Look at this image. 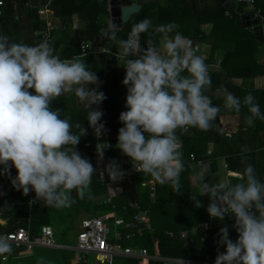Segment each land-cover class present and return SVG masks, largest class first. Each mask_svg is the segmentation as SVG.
<instances>
[{
	"label": "clouds",
	"instance_id": "9594fccd",
	"mask_svg": "<svg viewBox=\"0 0 264 264\" xmlns=\"http://www.w3.org/2000/svg\"><path fill=\"white\" fill-rule=\"evenodd\" d=\"M119 27L110 20L102 29L103 38L118 46L116 56L126 69L123 84L128 110L119 117L124 126L119 129L118 148L137 172L150 175L161 185L170 184L179 193L180 174L185 171L181 136L190 128L210 131L220 112L205 94L211 87L208 67L191 40L175 31L179 25L174 22L155 27L154 33L162 34L158 45L149 31L150 19L134 24L126 40L118 37ZM144 33L149 36L146 48L141 47ZM54 52L47 40L29 46L0 35V174L10 175L14 166L17 175L11 182L17 190L22 189L25 196L34 191L33 203L43 201L61 209L75 203L73 191L80 199L86 195L93 198L90 186L96 169L77 150L87 129L80 123L73 125L70 118L61 119L62 110H53L52 102L74 91L90 109L87 120L99 139L107 131L99 109L107 96L99 90L102 82L85 62L78 57L61 60ZM243 104L251 113L245 118L246 125L252 126L255 118L264 121L251 93ZM224 107L239 112L241 100L229 92ZM96 147L103 158L110 145L98 143ZM106 170L113 182L125 175L116 161ZM239 180L236 184L230 177L203 182L198 194L210 198L207 212L211 218H235L238 237L235 241L230 238L227 225L220 228L218 244L226 251L221 253L218 248L215 264H264V183L247 163ZM191 199L197 208L203 207L197 195ZM12 251L11 240L0 236V255Z\"/></svg>",
	"mask_w": 264,
	"mask_h": 264
},
{
	"label": "crops",
	"instance_id": "0c3cea01",
	"mask_svg": "<svg viewBox=\"0 0 264 264\" xmlns=\"http://www.w3.org/2000/svg\"><path fill=\"white\" fill-rule=\"evenodd\" d=\"M97 1L101 5L103 0ZM108 1L109 0H107L106 2L107 4L105 5V9H107L109 13V9L107 7ZM170 3L171 0H158L155 4H148L142 7L143 9H148V13H146L148 14L147 19L151 20L152 26L157 24L158 21L161 22L162 18L165 17L163 8L165 6L168 7ZM51 4L52 0H27L25 2V5L31 9L36 8L38 11L45 9L50 13L49 17L54 26L52 29H55L56 32H58L56 33L57 36H61L64 38V41L61 44V49L67 48V52L76 49L80 52L79 43H75V46L72 45L73 43L69 45V43L67 44V39H78L80 37L87 38L85 35V19L82 18L79 13L73 12L71 16L67 18V24L61 25V23L64 22L65 19H60L59 16L54 13L53 8H51ZM218 4H220L218 0H173L171 4L174 6L176 13L175 23L179 25V28L176 29L177 32L182 33L185 37L191 40L193 47L197 49V54L201 55L204 60L209 59L211 53L214 52L213 60L205 63L208 67L209 73L212 71L221 70L220 61L223 58L225 52L224 48L217 47L213 50L212 47L213 44L217 41V39L220 38V32H215L214 34L212 33L213 20H211V18L208 16H210L212 12L217 10ZM236 4H240L244 12L254 13V19L258 16L260 18V25L264 24V15L258 9L255 8L254 3L253 5H248L245 3ZM160 7L162 9H159ZM229 11L233 10L226 9L225 14H228L230 16L231 14H229ZM236 14L239 17L240 25L243 28H248L251 30L250 27H245L242 25L243 21L241 20L240 15L238 13ZM39 15L43 19V16L40 13ZM107 18V20L110 21V14L109 16H107ZM250 20L251 19L248 18V21ZM106 23L108 24V22ZM107 24L102 23V28L99 29L100 39L98 35H94V41L98 42L97 45H104L105 47H107L109 44L111 45L110 48L112 51L110 52L114 53V58L112 60V64L109 65V67V57L107 55L101 56V54H95L92 56L91 59H84V57L80 55V53L72 56V58L78 57L80 60L85 62L88 70H92L98 76L99 79L101 78V76L105 75L112 69H117V73L119 75H121L122 71H126V69L120 65V62L116 56V54L119 52L118 46L108 39H106V41H101L102 39H105L102 36V29H106L105 26H107ZM124 31L125 30H122V28H119L117 35L121 39L126 40L128 38V32L130 30L123 33ZM260 34L262 35V40H258L254 35L253 36L257 46L256 60L258 61L259 65H262V69L264 70V35L262 34V31L260 32ZM159 40L160 37L158 38V44ZM219 43L216 42L217 45ZM221 43H225L224 40ZM72 58H64V60ZM129 58L134 59L135 57L133 56ZM221 80L223 81L222 85H228L230 88H232L233 92H235V87H242V89H261L264 87L263 73H256L253 75V77L247 78L242 75L234 78L221 77ZM122 85L123 83L121 81L120 86ZM95 87L96 85L90 86V88ZM30 91H32L34 94V90ZM221 94H225V87H223V90L218 92V95ZM125 95L127 96V93H125ZM119 99L126 103V97H119ZM51 106L53 110H62L61 119L65 117L70 118L69 114H73L75 119L79 118L80 116H78V111L85 107V105L79 101L78 97H76L74 91L60 96L57 100L52 102ZM96 107V105H93L94 109ZM242 107L243 106H241L239 112H236L235 110L228 112H224V110H222L223 112L220 111V114L218 116L220 132L228 136L235 133H239V138L237 139V141L233 142V146L236 149L238 148V152H245V154L249 152L255 154L257 165L262 169L259 170L256 167V176L261 177V175L264 176V128H259V126L257 127V124L255 123L257 121V118L254 119V123L252 126L246 125L245 118L250 116L251 113L249 112L248 107L246 109H243ZM127 110L128 109L125 107V111ZM242 114H247V116H242ZM82 117L84 118V116ZM70 122L73 125H75L76 123H82L79 120L72 121L71 119ZM261 124L264 125V123L262 122ZM81 125H83V127L85 128L84 123ZM86 129L87 134L91 132L90 129ZM73 131L75 132L77 130L73 128ZM100 143L108 142L102 141ZM97 144L95 145V147H91L89 144V139L87 140V135H85L80 138V142L77 145V150L81 153L82 156L87 157V155L93 153L94 158L92 165L96 169V174L93 175L92 183L90 186L91 194L93 197L92 199H89L87 195L84 199H80L75 191L71 193L72 198L75 200L74 205L77 211V215L74 218L68 217V219L70 221L69 223L73 224V228L71 230L74 229V224L77 227V230L75 231V243L77 241V234L80 230V222L84 218L97 217L109 213L113 214L114 216H123L127 218L130 215L127 214V211H129V209L135 211L138 206L139 209L147 211L149 222L152 224L150 218L151 212L149 209V201L150 199H153L156 195V193L154 194L153 188L155 189V186L158 182L153 177L148 174H145L142 171L139 172L141 175V179H139L138 181H125V178L123 177L120 181L113 182L108 176L106 170L107 166L112 161H116L119 164L120 168L124 171L125 166L128 164L129 157L124 155L118 158H113L112 156L107 155L101 158L97 153ZM108 144L110 145V143ZM105 147H107V145H105ZM116 147H118V145L114 146V148ZM221 149L222 146L220 144H216L210 140H207L204 143V152L201 155L202 157L197 158L199 160V163L192 162L190 159L188 161L189 163H187L189 168L187 175L182 177L183 179L180 178V180L188 182L189 189L187 195L190 199V206L193 208V211H198L202 209V207L197 208L195 206V202L191 199L192 195H197V199L201 201L203 207H208L211 202L210 198L207 195H198L202 189L203 182L216 183L219 179H223L225 177H230L232 184L241 182L239 180V176L243 174V172L239 168H231L228 165V153H222ZM245 149H247V151H245ZM242 157L243 156L235 160L233 159L235 165H242ZM2 168L3 166L0 165V169ZM204 170H206V172L204 176H202L201 172H204ZM102 171L103 177L101 176ZM16 175L17 170L14 166L10 169V175L8 173L0 174V233L3 234L9 231H14L19 228H24L29 231L30 235H36L40 232L41 227L49 226L53 231L55 242L59 246L34 247L33 249L28 250L23 247H15L14 245H12L13 251L11 253L0 255V264H87V256L83 258V260L77 262L75 260V252L73 251L72 254L67 252V250H73L69 247H74L75 243H71L70 239L66 237V233L62 229H60L59 224L55 220V217L59 218L56 212H53L52 209H50L49 214L45 216V219L49 220L48 222L39 224L37 221H35L32 216V208L38 202H30V199L33 196L35 197V192L30 191L29 194L25 196L23 194L22 189L17 190L11 182L12 179L16 177ZM97 181L101 183H98ZM262 183H264V178ZM106 207H109L110 209L95 215L84 216V218L82 217L78 223V215L80 216L83 214H92L96 211V209H102ZM68 209L69 207L59 209L61 211L60 214L62 215V211ZM209 218L210 215L205 221H207ZM230 218L234 217L231 216ZM70 224H68V227ZM39 226L40 228L37 233H33L32 229L34 227L38 228ZM196 226L197 224H194L190 226V228L183 231L195 230L197 228ZM110 240L115 241V239H113L112 237V234H110ZM137 240H139L137 237H131L130 239H126V242L128 243L126 245L138 246ZM189 242L190 240L185 242V245ZM111 261L114 264L113 258ZM112 262L108 264H111ZM148 262L149 259L138 260L139 264H148ZM96 263L99 262L96 261L94 256V264Z\"/></svg>",
	"mask_w": 264,
	"mask_h": 264
},
{
	"label": "trees",
	"instance_id": "16d2710c",
	"mask_svg": "<svg viewBox=\"0 0 264 264\" xmlns=\"http://www.w3.org/2000/svg\"><path fill=\"white\" fill-rule=\"evenodd\" d=\"M26 1L27 0L3 1V4L1 5L2 13L0 15V35H7L8 37H10V42L24 43L29 46H35L39 43H42L41 32L44 26V21L39 15V11L36 8L31 9L25 5ZM172 1L173 0H171V3L170 5H168V7L165 6L163 8L165 17L162 18L161 22L158 21L157 24L153 25L152 28L149 29L150 32L154 33V29L158 25L167 24L170 22L175 23L176 13L174 6L171 5ZM106 2L107 0H103L102 4L100 5L97 0H52L51 8H53L54 13L58 15L60 19H65L64 22L61 23V25L67 24V18H69L73 12L79 13L81 17L85 19V35L87 38H69L67 39V44L69 43L70 45L71 43H73L72 45L75 46L79 43V49L80 43L82 41H90L93 46L97 45L98 42L94 41V35H98L100 39L99 29L102 28V23L107 24L105 22V19H103L104 14L106 16H109L108 10L105 9V5L107 4ZM254 6L264 15V0H254ZM159 9L162 8L160 7ZM225 12L226 9L220 3L218 4L217 10H215L214 12H212V14H210V16H208L211 18V20H213L212 33L214 34L215 32H220V38H218L216 41L220 43L217 45L215 42L212 46L213 50L217 47H221L224 48L225 52L223 58L220 61L221 70L212 71L209 73L211 77V87L206 90L205 94L212 99L214 106H218L220 111L224 110V112H228L232 110L224 107L225 97L227 93L230 92L236 97L240 98L241 106H243V109L247 108V106L243 104V99L246 95L251 93L260 106L261 114H264V87L261 89H242V87H235V92H233L232 88H230L228 85H222L223 81L221 80V77L234 78L242 75L247 78L253 77V75L256 73L264 74L262 65H259L258 61L256 60L257 46L252 31L248 28H243L240 25L239 17L234 11H229V14H231L230 16L228 14H225ZM146 13H148V9L142 8L138 13L133 14L131 18L124 24L125 26H127V30H125L123 33L131 30L134 24L146 19L148 17V14ZM261 27L262 34L264 35L263 24H261ZM56 33L58 32H56L55 29H52L50 31V40L48 41L50 45L55 49V55H58L61 60L69 57L72 58L73 55L79 53L80 55H82L81 51L79 52L76 49H73L70 52H67V48L61 49V44L63 43L64 38L61 36H57ZM161 35L162 34L154 33L152 39H154L158 44V38ZM147 39H149L147 33L141 35L142 48L147 47ZM223 40L225 43H221ZM101 41H106V39H102ZM110 47L111 45L109 44L107 47H105L107 51L101 53H89L82 56L84 57V59H91L95 54H101V56L107 55L109 57V67V65L112 64V60L114 58V53L110 52L112 51ZM213 58L214 52L211 53L209 59L204 61L205 63H207L209 61H212ZM117 71V69H112L105 75L101 76V78L99 79L102 82L100 84L99 90L104 92V94L107 96V99L104 100L101 105H99V109L103 112L101 122L105 124V128L107 131L99 139L96 137L94 130L89 126V122L85 120L88 118V112L90 111V109H88L87 107L80 109L78 111V116L80 117L76 119L73 114H69L72 121L79 120L80 122H82L81 124L84 123L85 128L91 130V132L87 134V140L89 139V144L91 147H95L98 142L100 143L102 141L110 143V147L105 150L104 156L108 155L112 156L113 158L124 156L122 151L118 147L114 148V146L118 145L119 129L124 126L120 122L119 117L120 114L125 111L126 107V103L120 100L119 97H126L125 93H127V87L124 84L120 86L121 81L123 83L126 71H122L121 75H119ZM183 75H187V72L183 73ZM222 86L225 87L227 91H225V94L218 95V92L223 90ZM82 116H84V118ZM242 116H247V114H242ZM256 120L257 121L255 123L257 124V127L259 126V128H264V125L261 124V122L264 123V121L258 118ZM238 138L239 133L228 136L220 132L218 117L214 122L213 128L210 131H200L196 128H190L188 134L181 136V152L183 154L185 171L180 174V178L186 176L188 173L189 168L187 163H189L188 161L190 160L191 153L195 155L196 159L202 157L201 155L204 152V143L207 140H210L213 143L220 144L222 146L221 152L228 153L227 160L229 163L228 165L231 168H239L242 172H244L245 164L247 163L251 164L255 169L257 167V169L262 170L261 167L257 165L255 154L249 152H247L246 154L245 152H238V148L236 149L233 146V142L237 141ZM241 156H243L241 159L242 165H235L234 160L240 158ZM85 158L89 159L92 163L94 155L93 153H91ZM132 166L133 164L131 162V159L129 158L128 164L124 169L125 181H138L139 179H141L140 173L133 170ZM127 171H130L129 175L126 174ZM262 177L264 178V176L262 175L261 177L257 176V178L261 182H263ZM97 182L101 183L99 181ZM180 184V192L176 193L174 192L170 184L161 185L157 183V185L155 186L156 190L154 189V194L156 193V195L149 201L150 212L155 207H163L168 202H174L175 204L176 202H184L187 204L188 208L186 211H181V213H189L188 209L190 207V199L187 195L189 189L188 182L180 180ZM50 209H52L53 212H56L57 215H59V212H61L59 209L46 206L43 201H39L32 208V216L39 224L48 222L49 220L45 219V216L49 214ZM132 211V209H129V211H127V214H130ZM192 211L193 210H191L190 212ZM194 214H197L196 218L198 219H191L185 222V224H180L176 227L165 228L158 226V224H156L154 227L153 224H151L153 232H147L143 236L138 237L139 240H137V245L146 246L150 253L148 264H165V260L161 258H182L203 261L206 255L217 257L218 248L219 252L221 253L226 251L225 246L218 244V241L220 240V228L224 227L225 225H227L229 228L230 238L234 241L237 239L238 233L233 227L235 218L226 216L224 221H219L212 218V228L202 230L201 223H203V221H205L209 217L207 207H202V209L195 211ZM67 215L71 218H74L77 215L74 203L71 205V207H69ZM150 218L151 220L158 219L155 212L153 214L152 212L150 213ZM194 224H197V228L193 231L188 230V233L192 237V240L185 245L184 237L180 236V232L190 228V226ZM36 228L37 227H34L32 229L33 233H37L40 226L37 229ZM66 228H68V230L70 231L73 228V224H70L69 227ZM168 231H171L173 233L172 236L168 234ZM154 240L157 241V255H155L154 251ZM122 244L126 245L128 243L125 240L122 242ZM73 251L74 250H67V252L70 254H72ZM114 257V264H139V259L136 257H128L122 255L117 256V258ZM111 264H113V262Z\"/></svg>",
	"mask_w": 264,
	"mask_h": 264
},
{
	"label": "built area",
	"instance_id": "2783aa9c",
	"mask_svg": "<svg viewBox=\"0 0 264 264\" xmlns=\"http://www.w3.org/2000/svg\"><path fill=\"white\" fill-rule=\"evenodd\" d=\"M236 3H245L253 5L254 0H235ZM3 0H0V14L1 5ZM43 16L44 26L41 32L42 42L50 40V31L54 27L50 20V13L45 9L39 11ZM264 26V24H263ZM80 51L82 55L89 53H101L107 51L102 45L93 46L89 41H82L80 43ZM192 162L199 163V160L195 158L193 153L190 154ZM132 169L134 167L132 166ZM136 171V170H135ZM130 171L126 174L129 175ZM103 177V171L101 172ZM144 184V183H143ZM154 190V188H153ZM153 195V193H152ZM35 197L30 199L33 203ZM35 203V202H34ZM112 220L113 227L109 225V221ZM116 228H119L118 230ZM202 229L212 228V218L210 217L207 221L201 223ZM193 231V230H192ZM153 232L151 223L149 222L147 211L137 209L130 213V216L125 218L123 216H114L113 214H104L97 217L84 218L80 222V230L77 234V241L74 247H69L75 252V260L77 262L83 260L89 253H94L97 262L102 264H108L111 262L115 255H122L128 257H136L139 260H147L150 258V253L146 246H130L122 245V242L131 237H141L145 233ZM110 234H112L115 241L110 240ZM168 234L172 236V232L168 231ZM0 236L8 237L12 245L15 247H23L28 250L34 247H58L59 245L55 242L54 234L49 226L41 227V230L36 235H30L29 231L24 228H19L14 231H9ZM180 236H190L188 231H181ZM185 238V237H184ZM154 251L155 255L158 254L157 241L154 240ZM161 258V257H160ZM165 260V264H215L216 257L206 255L203 261L189 260L182 258H161Z\"/></svg>",
	"mask_w": 264,
	"mask_h": 264
},
{
	"label": "rangeland",
	"instance_id": "374dc122",
	"mask_svg": "<svg viewBox=\"0 0 264 264\" xmlns=\"http://www.w3.org/2000/svg\"><path fill=\"white\" fill-rule=\"evenodd\" d=\"M104 18L106 20V22H108V18L106 15H104ZM217 57V56H216ZM215 57V58H216ZM139 188V187H138ZM153 192V191H152ZM188 208L187 204L182 202V203H177L176 204L173 203H167L165 204L163 207L158 206L155 207L151 212L152 214L155 212L158 219H153L151 220L153 226H155L156 224H158V226L160 227H165V228H169V227H176L180 224H185V222L191 220V219H198L197 214L195 213V210L190 212L191 210H193V208L190 206L188 211L189 213L186 214H182L181 211H186ZM108 209H110L109 207L106 208H102V209H96L95 212H93L92 214H83V215H78L77 220L79 223V220L84 216H91V215H95L98 214L100 212H104L107 211ZM187 211V212H188ZM197 211V210H196ZM68 210H63L62 211V215L59 212V218L55 217L56 222L59 224L60 229H62L65 233H66V237L70 239L71 243H75V231L77 230L76 225L74 224V229L69 231L68 228L66 229V227H68V224H70L69 219H68ZM109 225L111 227H113V223L112 220L109 221ZM117 230L119 228H116ZM184 242H187L188 240H192V237L190 236H184ZM119 256V255H117ZM117 256H115L117 258ZM114 257V258H115ZM119 261V260H116ZM87 264H94V253H89L87 254ZM96 264H102V263H96Z\"/></svg>",
	"mask_w": 264,
	"mask_h": 264
},
{
	"label": "water",
	"instance_id": "95a60500",
	"mask_svg": "<svg viewBox=\"0 0 264 264\" xmlns=\"http://www.w3.org/2000/svg\"><path fill=\"white\" fill-rule=\"evenodd\" d=\"M158 0H109L108 9L110 20L116 23L122 30H127L124 24L130 19L133 14H136L144 5L157 3ZM227 10H233L241 17L242 25L250 27L253 35L258 40H262V27L260 25V18L257 16L254 19V13H246L240 4H236L235 0H218ZM248 18L251 20L248 21ZM129 34V32H128Z\"/></svg>",
	"mask_w": 264,
	"mask_h": 264
},
{
	"label": "bare ground",
	"instance_id": "6f19581e",
	"mask_svg": "<svg viewBox=\"0 0 264 264\" xmlns=\"http://www.w3.org/2000/svg\"><path fill=\"white\" fill-rule=\"evenodd\" d=\"M143 263V262H142Z\"/></svg>",
	"mask_w": 264,
	"mask_h": 264
}]
</instances>
